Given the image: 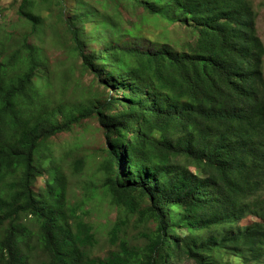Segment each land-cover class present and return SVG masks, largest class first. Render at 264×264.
I'll return each mask as SVG.
<instances>
[{
    "label": "trees",
    "instance_id": "obj_1",
    "mask_svg": "<svg viewBox=\"0 0 264 264\" xmlns=\"http://www.w3.org/2000/svg\"><path fill=\"white\" fill-rule=\"evenodd\" d=\"M128 1L154 16L177 17L192 38L179 49L167 42L153 50L111 44L106 29L95 38L105 47L87 52L77 19L99 11L65 19L84 68L113 79L115 92L103 102L92 98L71 108L56 102L37 81L40 48L29 37L9 54L1 46L0 264H33L25 252L33 238L47 257L41 264H218L222 251L261 264L264 41L252 3ZM40 2L52 0H22L19 11L36 31L43 30ZM57 5L64 13L65 1ZM109 27L118 31L113 21ZM88 117H97L108 135L103 165L112 203L156 223L142 233L144 247L123 239L105 259L88 255L94 227L68 201L67 178L48 155L53 136ZM47 163L57 168L38 197L35 184ZM84 167L83 159L75 161L77 171ZM247 215L259 220L240 225ZM23 216L37 218L36 234L22 225ZM126 225L114 224L113 242Z\"/></svg>",
    "mask_w": 264,
    "mask_h": 264
},
{
    "label": "rangeland",
    "instance_id": "obj_2",
    "mask_svg": "<svg viewBox=\"0 0 264 264\" xmlns=\"http://www.w3.org/2000/svg\"><path fill=\"white\" fill-rule=\"evenodd\" d=\"M38 3V10L43 19V30H35L32 23L20 15L22 0H0V54L1 46L7 47L6 53L23 43L29 37L30 42L40 48L39 54L43 61L39 65L38 84L45 87L56 102L71 108L83 104L89 99L96 98L102 102L114 94L113 79L107 75L99 76L94 71L85 69L83 59L74 50L72 34L68 31L65 19H76L89 9H96L98 14L77 19L82 30L83 42L87 52L93 49L102 50L106 44L99 43L95 38L107 29L111 44L142 47L156 50L167 42L180 48L185 39H190L189 27L177 17L168 15H151L142 9H136L128 0L114 5L110 0H64L66 10L61 12L57 3ZM257 13V27L264 41V0H250ZM84 4H86L84 6ZM171 18V19H170ZM110 21L118 25L114 32L109 27ZM102 27V30H99ZM41 31V32H39ZM190 37V38H189ZM1 59V57H0ZM109 78V79H108ZM105 80H109L108 85ZM66 108V107H65ZM63 120V115L60 114ZM51 151L48 152L60 168V173L67 178V198L71 205L78 208V214L93 225L96 236L95 245L86 248L93 259H105L112 251L119 250L120 240H126L131 247L142 248L146 239L142 233H151L156 228L153 220L141 222L136 214L127 212L124 208L112 203L107 191L106 180L109 176L104 167L108 158L109 141L105 128L97 117L85 118L75 124L72 130H66L53 136L49 142ZM83 159L85 167L81 171L75 169V161ZM54 164H48L45 176L35 184L38 197L45 193L47 181L53 177ZM37 218L23 216L20 222L31 233H37ZM259 218L247 215L240 225H247ZM126 222V226L117 242L110 239V232L116 222ZM186 229L175 228L173 232L184 235ZM33 264L46 261V254L39 249L33 238L30 247L25 248ZM217 257V256H216ZM218 264H243L239 256L223 251L216 258ZM180 264H193L184 261ZM264 264V261H261Z\"/></svg>",
    "mask_w": 264,
    "mask_h": 264
}]
</instances>
